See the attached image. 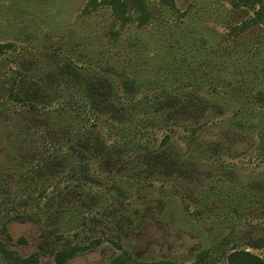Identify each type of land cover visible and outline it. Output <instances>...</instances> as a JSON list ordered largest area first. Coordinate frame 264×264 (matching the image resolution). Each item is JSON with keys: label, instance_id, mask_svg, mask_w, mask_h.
Wrapping results in <instances>:
<instances>
[{"label": "rangeland", "instance_id": "rangeland-1", "mask_svg": "<svg viewBox=\"0 0 264 264\" xmlns=\"http://www.w3.org/2000/svg\"><path fill=\"white\" fill-rule=\"evenodd\" d=\"M146 1L153 19L120 29L107 8L84 14L87 0H0V249L30 264H57L73 247L67 264L264 259V105L228 83L264 27L231 40L242 17L228 0ZM65 60L108 79L119 118L91 113L74 78L54 81L35 109L9 98L8 87L21 97L18 81ZM191 97L204 114H172ZM151 152L188 163L167 170Z\"/></svg>", "mask_w": 264, "mask_h": 264}, {"label": "trees", "instance_id": "trees-1", "mask_svg": "<svg viewBox=\"0 0 264 264\" xmlns=\"http://www.w3.org/2000/svg\"><path fill=\"white\" fill-rule=\"evenodd\" d=\"M158 5L162 8L168 10L175 9L174 0H157ZM230 7L234 11H238L242 17L239 23V26L236 27L235 24H230V31L228 32L229 38L235 40L242 33H245L254 28L264 27V0H228ZM101 7L107 8L109 10L113 26L122 29L128 23H134L138 27L148 24L154 17V10L149 6L146 0H87L83 8L84 14H90L97 11ZM119 32L110 30L108 33L109 39L112 40L118 37ZM260 39H256L255 44L249 45L247 49L250 50L246 53L238 54L239 58L242 60L239 64L232 63L233 67L230 74L236 76H242L237 79H230L228 83L233 86L235 93H241L242 97L247 98L249 101L254 104L264 105V72L258 73L255 71L256 65L258 62L262 61L260 55L264 57V37L260 33ZM257 49L256 53H252L251 49ZM9 47V45L0 46L1 52ZM239 49V48H238ZM237 49V50H238ZM236 51V50H235ZM240 53V49L237 51ZM236 54V52H235ZM239 60V59H238ZM230 64V63H229ZM264 66V63H263ZM264 70V69H263ZM253 78H248L247 76L252 75ZM73 76V77H72ZM245 76V77H244ZM244 77V78H243ZM78 81L79 89L82 91L86 99V104L91 113H100V114H111L114 115V118H119L122 114V107L117 106L115 103L110 101V96L112 93V87L108 82L107 78L101 76H91L84 69H79L71 60H65L57 71L48 70L43 74L41 79H30L22 78L19 83L18 91L21 94V97H18V92L14 94V88L8 87V96L11 100L22 102L25 101L29 103L31 109L36 108L38 102L44 100L46 95L55 94V88L52 86L54 81ZM248 78V79H247ZM247 80L254 81L257 84L255 92H245L240 91V85L246 82ZM126 83V82H125ZM123 84V83H122ZM259 98V99H258ZM167 100V99H166ZM165 103L169 101H166ZM176 99H174L175 101ZM201 101V102H199ZM203 99L200 97H191L186 99L183 103H179L177 107H173L172 114H179L184 116L185 119L188 118H198L208 106L204 103ZM257 101H260L257 103ZM125 114V113H124ZM111 117V116H110ZM113 118V117H111ZM147 159L154 160L156 164H159L163 168L170 170L173 167H179L188 163L187 161H179L177 157H170L166 153H157L151 152L148 154ZM198 164L195 163L192 165V168H198ZM257 248V247H255ZM77 247L68 248L63 251H59L55 255V262L57 264H67V261L77 252ZM0 253L5 260L6 264H30L33 261L31 259H22L16 256L13 252L7 250L5 247H1ZM118 256L112 260L111 264H183L177 263L171 260H160L152 261L150 263H142L133 261L128 255L127 256ZM210 252L204 251L199 253L193 262L190 264H210L209 263ZM36 262V261H34ZM33 262V263H34ZM226 264H264V259L259 255L250 253L249 251H233L226 257Z\"/></svg>", "mask_w": 264, "mask_h": 264}]
</instances>
